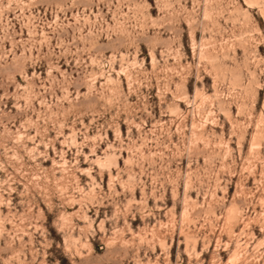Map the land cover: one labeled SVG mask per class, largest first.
Masks as SVG:
<instances>
[{"label": "rangeland", "instance_id": "1", "mask_svg": "<svg viewBox=\"0 0 264 264\" xmlns=\"http://www.w3.org/2000/svg\"><path fill=\"white\" fill-rule=\"evenodd\" d=\"M0 264H264V0H0Z\"/></svg>", "mask_w": 264, "mask_h": 264}]
</instances>
